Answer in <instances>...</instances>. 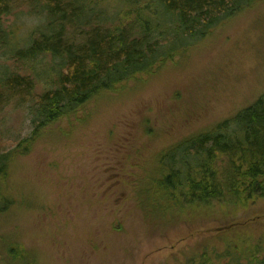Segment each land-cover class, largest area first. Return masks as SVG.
<instances>
[{"label": "rangeland", "instance_id": "obj_1", "mask_svg": "<svg viewBox=\"0 0 264 264\" xmlns=\"http://www.w3.org/2000/svg\"><path fill=\"white\" fill-rule=\"evenodd\" d=\"M11 1L0 12V94L2 83L20 78L41 98L56 89L51 68L60 61L51 53L33 61L16 54L49 37L51 16L35 0ZM87 1L110 21L78 30L70 23L76 0H66L55 11L68 17L61 33L66 46L79 48L82 34L128 25L129 37L136 38L138 27L133 16L123 20L121 0ZM153 69L94 95L36 139L30 138V98L8 91V102H0V154L27 143L7 180L12 205L0 215V250L14 245L30 264H233L238 255V264L264 263V200L234 213L213 207L148 219L139 203L146 177L153 192L168 194L169 175L157 176L156 157L264 95V0ZM69 73L63 69L62 75Z\"/></svg>", "mask_w": 264, "mask_h": 264}, {"label": "trees", "instance_id": "obj_2", "mask_svg": "<svg viewBox=\"0 0 264 264\" xmlns=\"http://www.w3.org/2000/svg\"><path fill=\"white\" fill-rule=\"evenodd\" d=\"M85 1L75 2L76 9L72 11V20L70 18L74 28L80 30L93 21L98 24L110 21ZM258 1L121 0V5L127 8L123 20L133 16L138 27L136 38L129 37V25L108 32L95 30L82 34L85 40L75 49L74 44L66 46L67 42H63L61 35L63 21L68 18L65 11L57 12L55 16V11L66 0H35L51 16L48 34H44L49 37L42 35L43 40L35 39L30 48L16 55L33 61L51 53L53 60L60 61H52L54 66L51 68V74L55 72L57 75L58 85L37 98L30 81L15 78L2 83L0 102H8V97H11L8 91L15 89L30 98L28 109L35 128L30 138L36 139L40 131L87 105L94 95L140 76H148L157 63L179 54L185 46L201 43L210 30L227 23ZM5 2L12 1L0 0V12L5 11ZM162 42L167 45L160 46ZM167 50L172 51L168 58L159 57ZM63 69H70V73L62 75ZM25 139L10 152L0 154V180L5 183L4 193L0 194V215L12 205L7 193V180L14 171L11 168L16 154L24 142L27 143ZM154 165L157 176L161 177L164 171L169 175L164 184L168 194L160 196L144 183L147 177L141 180L145 200L139 203L146 209L143 213L146 219L174 213L179 218L187 213L199 215L213 207L234 213L247 204L264 200V95L232 118L216 125L212 131L173 145L156 157ZM241 258L240 255L232 257V263L238 264ZM0 264L30 263L21 249L10 245L0 250Z\"/></svg>", "mask_w": 264, "mask_h": 264}]
</instances>
